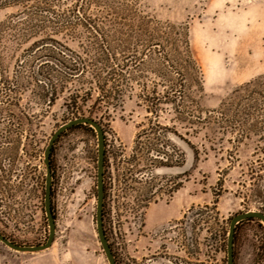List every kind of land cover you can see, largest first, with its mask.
Here are the masks:
<instances>
[{"label":"rangeland","instance_id":"rangeland-1","mask_svg":"<svg viewBox=\"0 0 264 264\" xmlns=\"http://www.w3.org/2000/svg\"><path fill=\"white\" fill-rule=\"evenodd\" d=\"M136 1L143 14L187 25L191 52L202 72L204 108H216L235 88L264 75V0ZM16 10L0 8V110L17 107L20 121L15 126H22L34 149L38 173L35 170L33 185L26 176H18L26 159L17 153V136L12 135L11 144L0 150V232L17 244L33 245L43 243L48 234L43 149L57 126L74 116L63 105L64 94L49 104L45 92L34 84L31 47L39 35L2 26ZM67 44L75 48V43ZM101 114L97 111L94 118L103 129L105 147L109 151L120 142L128 156L138 126L147 125L144 108L131 96L108 115ZM168 139L174 141L170 134ZM188 139L198 150L197 158L182 143L184 165L155 171L157 177L151 181L158 196L141 210L142 218L122 208L111 187L103 226L117 264H226L230 218L246 210L263 211L264 131L236 141L233 133L209 124ZM96 158L93 127L78 125L60 133L50 152L53 241L37 251L4 244L6 250L18 254L20 261L37 256L48 264H108L95 229ZM112 162L109 154L107 172L113 174ZM178 170L188 176L171 191L172 175ZM142 180L150 177L144 174ZM233 264H264L260 219L237 223Z\"/></svg>","mask_w":264,"mask_h":264},{"label":"trees","instance_id":"trees-1","mask_svg":"<svg viewBox=\"0 0 264 264\" xmlns=\"http://www.w3.org/2000/svg\"><path fill=\"white\" fill-rule=\"evenodd\" d=\"M9 6L17 10L2 26L39 35L31 47L34 84L49 104L64 94L69 113L94 118L97 111L106 116L134 96L146 112L147 125L138 126L128 156L120 142L109 151L105 147L103 207L114 186L115 201L122 200V208L142 218L141 210L158 196L151 181L155 171L184 165L182 143L197 158L188 136L202 127L212 124L233 133L236 141L264 131V75L235 88L216 108L202 106V72L184 23L143 14L136 0H0V8ZM78 125L89 126L71 127ZM109 154L113 174L107 172ZM144 174L150 181L142 180ZM187 176V171H176L171 191Z\"/></svg>","mask_w":264,"mask_h":264},{"label":"water","instance_id":"water-1","mask_svg":"<svg viewBox=\"0 0 264 264\" xmlns=\"http://www.w3.org/2000/svg\"><path fill=\"white\" fill-rule=\"evenodd\" d=\"M88 124L93 127L96 132L97 140V158H96V202H95V229L98 241L101 245L103 253L106 257L108 264H117L114 258L113 252L107 240L104 226H103V200H104V153H105V143H104V133L100 123L93 117L87 115L74 116L64 123L57 126V128L50 134L47 143L43 149V163L45 166V179H44V193H43V208L46 215L48 224V234L47 238L43 243L33 244V245H21L17 244L8 238H6L0 232V241L6 246L18 250V251H37L48 248L54 237L55 232V222L54 216L51 208V169L49 156L51 152L52 145L55 139L60 135L61 132L67 128L79 124ZM253 217L258 218L263 222L264 225V212L257 210H246L234 214L228 224V230L226 234V264H233V238L235 225L243 219Z\"/></svg>","mask_w":264,"mask_h":264},{"label":"flooded vegetation","instance_id":"flooded-vegetation-1","mask_svg":"<svg viewBox=\"0 0 264 264\" xmlns=\"http://www.w3.org/2000/svg\"><path fill=\"white\" fill-rule=\"evenodd\" d=\"M19 121L20 119L17 116L16 106L14 110H9V109L0 110V150L3 147V145L11 144L9 138L12 135L17 136V141L15 142L17 153L18 154L21 153V157H23V159H26L24 162V164L26 165L23 166V168L21 169L22 172H20L18 176L19 177L26 176L27 180L30 181L29 185H33L35 184L34 179L37 177L35 175L36 161L33 153L34 149L31 148L29 139L26 138V135L22 133L24 132L22 126H15L19 124ZM7 124L9 125L12 124V127L6 126ZM3 125H4V129H2ZM27 136H31V135L27 133ZM41 160L43 162V157L41 158ZM49 162H50V156H49ZM36 172L38 173V170H36ZM43 193H44V189H43Z\"/></svg>","mask_w":264,"mask_h":264},{"label":"crops","instance_id":"crops-1","mask_svg":"<svg viewBox=\"0 0 264 264\" xmlns=\"http://www.w3.org/2000/svg\"><path fill=\"white\" fill-rule=\"evenodd\" d=\"M19 255L6 250L4 244L0 241V264H48L37 256L19 260Z\"/></svg>","mask_w":264,"mask_h":264}]
</instances>
